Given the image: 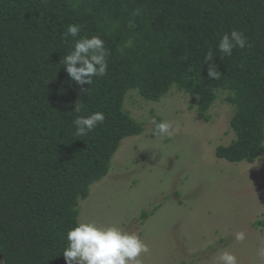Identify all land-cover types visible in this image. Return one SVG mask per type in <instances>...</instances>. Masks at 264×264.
Here are the masks:
<instances>
[{"label":"trees","instance_id":"obj_1","mask_svg":"<svg viewBox=\"0 0 264 264\" xmlns=\"http://www.w3.org/2000/svg\"><path fill=\"white\" fill-rule=\"evenodd\" d=\"M70 24L82 26L81 36L99 35L109 51L107 75L83 86L89 96L62 65L74 46L63 36ZM233 29L251 47L224 56L217 45ZM210 49L221 73L216 80L204 63ZM173 86L191 94L190 107L204 121L226 92L235 137L217 146L216 156L258 159L264 153V0H0L4 264H66L62 252L79 222L80 201L107 175L122 140L145 129L124 109L127 92L138 89L159 101ZM97 111L104 123L76 136L73 120ZM148 215L143 210L141 218ZM255 225L264 228V216Z\"/></svg>","mask_w":264,"mask_h":264},{"label":"rangeland","instance_id":"obj_2","mask_svg":"<svg viewBox=\"0 0 264 264\" xmlns=\"http://www.w3.org/2000/svg\"><path fill=\"white\" fill-rule=\"evenodd\" d=\"M226 95L204 121L190 107L191 94L176 86L159 101L130 89L124 109L145 129L122 140L107 175L80 201L78 220L136 233L150 249L143 264H216L224 251L239 264H264L257 255L264 228L255 225L264 216V153L254 162L216 156V147L235 137ZM155 115L178 123L179 133L156 137ZM143 210L149 212L144 220ZM238 232L245 233L243 242Z\"/></svg>","mask_w":264,"mask_h":264},{"label":"clouds","instance_id":"obj_3","mask_svg":"<svg viewBox=\"0 0 264 264\" xmlns=\"http://www.w3.org/2000/svg\"><path fill=\"white\" fill-rule=\"evenodd\" d=\"M139 9L133 12L138 15ZM82 26L70 24L63 33L65 39L71 36L74 40L72 49L63 56L62 65L70 79L81 86V92L89 96V87L94 78L104 77L108 71L109 51L105 48L104 40L99 35L81 36ZM79 37V39H76ZM251 47L247 36L242 31L233 29L224 33L218 42L217 49L224 56H231L233 50H241ZM213 51L210 49L204 57V63H208V76L211 79H219L221 73L212 63ZM203 63V64H204ZM75 110L79 112V107ZM106 119L103 112H93L87 116H77L73 120L76 136H86L97 125H102ZM154 134L161 140L171 139L179 131V124L169 120L152 121ZM244 232L236 234V240L243 242ZM67 247L62 255L66 264H143L142 255L148 254V245L134 232H128L116 225H101L96 221H79L76 226L67 233ZM257 255L264 258V247L257 250ZM0 264H3L0 261ZM216 264H239L237 257L224 251L216 257Z\"/></svg>","mask_w":264,"mask_h":264}]
</instances>
